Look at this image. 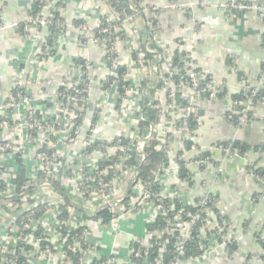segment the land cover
<instances>
[{"label":"built area","instance_id":"2783aa9c","mask_svg":"<svg viewBox=\"0 0 264 264\" xmlns=\"http://www.w3.org/2000/svg\"><path fill=\"white\" fill-rule=\"evenodd\" d=\"M81 1L91 3L94 9L108 5L116 13L115 20L106 15L95 21L88 18L78 28L82 44L92 42L102 48L112 77L97 80L103 93L97 97L94 118L89 121L88 130L84 128L85 114L92 102L91 89L96 80L92 79L87 63L83 67L77 65L67 73L72 81L71 88L53 97L54 114L37 116L35 104L39 101H35L26 90L36 82L37 63L52 55L58 44L56 37L63 34L66 25L61 23L59 28L62 31L49 42L51 33L47 27L49 19L54 17L50 9L56 0H41L40 12L21 25L23 35L34 43L35 58L21 68L14 93L0 105V131L8 134V138L0 143V156L9 155L16 162L26 163L29 149H34L35 155L29 160L32 181L28 188H36L40 193L46 191L44 196L25 195L13 199V185L0 170V189H5L2 196L7 200L5 208L0 210V264H117L113 253H104L92 225L96 221L117 242L122 235V223L135 217L144 218L147 225L154 224L161 217L172 229L159 233L148 228L145 238L133 244L129 264H154L150 255L157 246L159 257L170 252L173 254L169 264L199 259L208 251L210 239L218 238L224 230L227 235L222 243H218V248L233 253L230 244L236 238L230 233L231 221L214 210L215 200L209 185L204 183V190L191 205L198 208L197 213L192 214L186 212L188 205L178 196L177 183H193L189 169L192 163L201 167L214 165L217 175L223 174L224 165L215 163V152L223 151L225 156H230L233 150L231 146L223 148L214 144L208 150L212 155L202 158L204 151L197 145V134L203 119L198 110L200 98L207 102L216 100L228 90V83L200 71L195 47L193 44L187 47L184 39L160 44L155 32L143 38L136 18L150 12L144 2L141 13L134 2L130 4L129 10L139 14L135 16L114 8L109 0ZM219 9L244 11L247 6L231 2L220 4ZM259 13L264 18V10L259 9ZM102 18L115 24L123 20L115 27L118 34L115 40L100 36L107 32V29H101ZM151 18L146 24L154 29L157 18ZM118 40H126L130 54L134 55L129 62L118 55L115 46ZM153 43L159 50L153 49ZM147 53L157 55L156 62L150 66L146 65ZM119 68H126L122 81L118 77ZM133 71L135 75L128 80ZM140 74L149 75V79H140L137 77ZM115 82L118 95L111 89ZM240 84V90L250 88L244 80ZM150 89L154 91L153 96H149ZM252 91L255 96L257 89ZM178 94L187 101L186 107L179 108L175 103ZM145 98L148 106L157 110L161 118L155 125L141 129L142 123L148 122L142 108ZM237 104L234 101V105ZM222 118L232 121L233 113L228 112ZM122 122L128 123L127 131L121 128ZM247 122L246 115L239 117L238 127ZM108 127L115 129L107 133ZM184 128L188 132L186 141L191 146L175 155L171 146L172 135ZM152 140L156 141L155 150L163 155L164 160L151 179L143 180L139 178V171L127 164L133 153L139 154L144 162L147 157L145 148ZM75 145L81 149L79 154L75 150L70 159L61 155ZM223 161L225 157L220 160ZM182 166L186 169L185 179L181 177ZM54 182L64 188L66 195L54 187ZM163 186H169L171 192L167 193ZM32 199L35 202H29ZM177 202L182 206L178 207ZM79 211L82 212L80 216ZM104 212L107 222L102 216ZM22 214L26 215L19 220ZM203 218L205 224L199 228L203 254L184 259L185 245L192 241L194 227ZM208 232H213L210 237ZM172 234L177 240L174 251L169 247Z\"/></svg>","mask_w":264,"mask_h":264},{"label":"crops","instance_id":"0c3cea01","mask_svg":"<svg viewBox=\"0 0 264 264\" xmlns=\"http://www.w3.org/2000/svg\"><path fill=\"white\" fill-rule=\"evenodd\" d=\"M35 1L0 0V105L12 96L19 71L23 66H28L35 56L34 43L20 31L23 22L32 16ZM231 2L246 5L247 9L233 10L235 13L219 9L220 4ZM58 3L60 6H57V11L66 25L64 32L56 37L58 44L54 53L37 63L36 82L26 91L38 103L45 101L53 95L62 78L72 68H77L75 60L83 59L89 65L92 79L96 80L91 89L92 102L85 114L84 128L88 130L89 121L93 120L95 113L92 109L95 111L97 97L103 93L97 80L109 77L111 73L102 48L97 43L82 44L75 22H85L88 18L95 21L102 15L115 20L116 13L108 5L103 6V9H94L91 3L81 0H56L55 5ZM144 4L161 11L157 14L150 11L144 17L136 18L140 34H144L147 19L157 18L158 26L154 32L160 44L180 38L185 40L187 47L193 44L198 60L197 68L228 83L226 97H218L211 102L203 98L199 103V109L203 108L205 113L200 116L203 123L197 134L198 147L205 152L219 142L234 141L241 142L242 146H251L245 154H240L235 149L230 156H225L223 151L215 152V163L224 165L221 175H217L214 165L201 167L192 163L189 164V169L192 171L193 183L177 182L178 196L188 206L200 196L204 183L209 185L210 194L215 200V210L231 221L230 233L239 246L236 252L229 254L223 248H218L217 238H211L209 249L201 258L182 264H264V249L255 239L258 232L264 238V177L256 178L249 171L252 165L264 168V157L254 150L257 146L264 149V102H259L253 108L254 120L250 121L248 129L246 124L238 127L222 118L232 112V108L238 109L232 96L240 91L241 80L250 88L264 85V18L259 13V9L264 10V0H144ZM125 41L118 40L115 46L118 55L129 62L134 55L130 54ZM35 64L36 62L33 66ZM134 75L135 71L127 79L132 80ZM140 75H137L140 79H149V75ZM111 89L118 95L116 82L111 84ZM47 114L46 109L41 113L44 116ZM121 128L127 131L128 123L122 122ZM114 129L108 127L106 132L110 133ZM187 134L185 128L173 133L171 146L175 155L185 148ZM7 138L8 134L0 131V143ZM75 150L79 154L81 149L75 145L61 155L70 159ZM224 157L225 161L220 162ZM9 158V155L0 156L1 164L9 161ZM164 189L167 193L171 192L169 186ZM127 192L126 188L125 193ZM146 222L141 217L123 222L122 235L117 242L96 221L92 227L104 253H113L118 260L117 264H129L133 244L145 238L148 229Z\"/></svg>","mask_w":264,"mask_h":264},{"label":"trees","instance_id":"16d2710c","mask_svg":"<svg viewBox=\"0 0 264 264\" xmlns=\"http://www.w3.org/2000/svg\"><path fill=\"white\" fill-rule=\"evenodd\" d=\"M41 0H36L33 8H32V15H36L40 12L41 10ZM110 3L112 4V6L115 8H117L118 10H120L121 12L124 11L126 12L128 15H139L137 13H134L132 11L129 10V6L132 2H134L136 4V9L138 11H140V13L142 12L143 8L145 7V5L142 4V2H144V0H109ZM57 6H60V3H58L57 5H55L53 8H51V12L53 13L54 17L49 19V24L47 27V30L49 31V33H51V36H48V40L49 42H52V37H54L55 35L59 34L62 30L59 28L61 23L64 22V20L60 17L59 12L57 11ZM149 10L153 13H158L161 10L160 9H156L155 7H149ZM235 13V12H234ZM142 16L139 17H144L143 14H141ZM119 19V18H118ZM147 21V20H146ZM78 22L80 24H78ZM75 22L78 25V28L81 27V25L83 24V21H78ZM102 25V30L107 29V32L100 35L102 37H106L111 39L112 41L116 39V37L118 36V34L115 31V27L117 25H121V23H123V20L121 19L118 24L112 23L110 21H107L106 18H102L101 20ZM154 29L150 28L149 26H145L144 27V34H143V38L151 35V33L154 32V30L157 29V20H154L153 23ZM20 31L22 32V28H20ZM153 49L159 50L157 45L155 43L152 44ZM54 53V52H53ZM52 53V54H53ZM46 56V55H45ZM44 57V56H42ZM46 57H49L46 56ZM157 55L155 53H147L146 54V62L148 66L154 64L156 62V58ZM136 58V57H135ZM76 63H78V66L83 67L85 65V61L83 59H78L75 60ZM126 73V68H119L118 69V77L119 79L122 81V75H124ZM113 79H111L112 81ZM72 84V81L70 80V75H65L62 78V82L59 84V86L57 88L54 89V93L52 96H49L45 101H42L40 103L35 104L36 107V113L37 116H42L41 113L44 111V109H46V112L48 113L45 116L50 117L51 115L54 114V99L53 97L56 96V94L61 93L63 91L69 90L71 87L70 85ZM146 84V82H145ZM257 89V93L255 96H253V91ZM15 91V89H14ZM13 91V93H14ZM149 96H153L154 95V91L153 90H149ZM227 93L223 92L221 93L218 97L219 98H224L226 97ZM232 100L233 101H237L238 104L235 105V107H237L238 109L232 108V113H233V120L231 121L235 126H238L239 123V117L246 115L248 121H253L254 120V116H253V108L259 103V102H264V85L259 87V88H243L241 89L237 94H234L232 96ZM147 98H145L142 102V108H143V112L145 117L148 119V122H143L141 125V129H145V128H149L150 124H156V122H158L160 120V115L158 114V111L150 108L147 104ZM175 103L178 105L179 108H183L186 107V105L188 104L187 101L185 99H182L180 97V94L177 95V98L175 100ZM44 107V108H43ZM43 108V111H42ZM92 111L94 112V110L92 109ZM167 116V115H166ZM191 125H193L191 118H189ZM217 146L223 147V148H228L231 146L232 150H237L240 152V154H245L247 150H249L251 148V146L249 145H245L242 146L241 142L239 141H234V142H219L218 144H216ZM191 146V143L189 141L185 142V148L189 149ZM156 148V141L152 140L148 143V145L145 148V153L147 155L146 160L144 162H141V158L140 155L137 153H133L131 154L132 158L129 161V163L127 164V166H132L134 167V169H137L139 171V178L143 179V180H149L151 179L154 174L159 170L161 164L163 163L164 157L163 155H161L159 152H157L155 150ZM254 150L256 152H259L260 155L262 157H264V149L261 150V147H255ZM35 155V150L33 149V151L30 149L29 153H28V159L26 161V163H24L23 161H14L13 159L11 160V158H9L10 160L7 162H5L3 165L0 162V170L5 174L6 179L11 182V184L13 185V190H12V194L13 195V199L14 198H21L22 196L24 197L25 195L28 196H44V190H42V193L38 192L36 190V188H28V183H30V181H32L29 178V172L30 170H32L31 166L32 163L29 162V160H31V158H33V156ZM202 158H205L207 156H211L212 153L209 151H205L202 152ZM205 166V165H204ZM249 171L256 177V178H262L264 177V168H256L254 165L250 166ZM181 177L182 178H186V169L184 166H182L181 168ZM54 187L55 188H59L61 190L62 195H66V192L64 190V188H60V184L58 182H54ZM44 189V188H43ZM4 188L0 189V210L2 208H5V203L7 202V200L2 196V192L4 191ZM29 202L33 203L35 202V200H30ZM43 206V205H40ZM177 206L181 207V203L177 202ZM39 207V206H38ZM215 210V207H214ZM198 208H195L193 206H188L186 207V212L187 213H192L195 214L197 213ZM216 211V210H215ZM79 216L81 215V211L78 212ZM26 214H22L20 216V219H23L25 217ZM102 216L104 218V220L107 222V216L106 213H102ZM85 216H83L84 218ZM226 218V217H225ZM228 219V218H226ZM205 224V218H203L202 221H200L198 223V225L196 227H194V232H193V238L192 241H188L185 245V254L182 256L184 259L185 258H196L199 257L203 254V250L201 249L200 243H201V236L199 233V228L200 226ZM172 226H169V224H167L163 218L158 217L157 221L154 224L151 225H147V228H149L150 230H154L157 231L159 233H162L166 230H170ZM263 230H264V223L262 226ZM229 232V231H228ZM231 232V231H230ZM213 232H208V237H210L212 235ZM261 232L256 233L255 239L256 241L262 246V248L264 249V238L262 237V234H260ZM224 235H227V230H224L222 232V235H219L217 238L218 243H222L223 242V238ZM171 238V244H170V249H172L171 251H174V246H175V242L177 241L176 239H174L175 234L170 235ZM206 247L207 244L205 243ZM231 247V251H237L239 246L237 241H235L234 243L230 244ZM159 247H155V249L153 250V253H151L150 255V261L152 263H164V264H169L170 261H172V259L174 258L173 254H171V252L168 254H164L163 257H159V252H158ZM1 254H0V259H1ZM264 258V257H263Z\"/></svg>","mask_w":264,"mask_h":264},{"label":"water","instance_id":"95a60500","mask_svg":"<svg viewBox=\"0 0 264 264\" xmlns=\"http://www.w3.org/2000/svg\"><path fill=\"white\" fill-rule=\"evenodd\" d=\"M44 87H45V86H44ZM199 101H200V103H201V102H202V98H200ZM204 113H205V112H204V109H203V108H201V109L198 110V114H199V116H203ZM250 125H251V122L248 121V122L246 123V128L248 129V128L250 127Z\"/></svg>","mask_w":264,"mask_h":264},{"label":"rangeland","instance_id":"374dc122","mask_svg":"<svg viewBox=\"0 0 264 264\" xmlns=\"http://www.w3.org/2000/svg\"><path fill=\"white\" fill-rule=\"evenodd\" d=\"M216 250V249H215Z\"/></svg>","mask_w":264,"mask_h":264}]
</instances>
